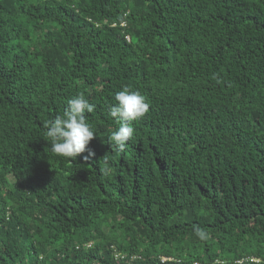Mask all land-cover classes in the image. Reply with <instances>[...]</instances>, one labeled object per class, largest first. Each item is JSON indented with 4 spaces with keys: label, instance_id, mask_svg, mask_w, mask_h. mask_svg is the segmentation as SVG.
<instances>
[{
    "label": "trees",
    "instance_id": "trees-1",
    "mask_svg": "<svg viewBox=\"0 0 264 264\" xmlns=\"http://www.w3.org/2000/svg\"><path fill=\"white\" fill-rule=\"evenodd\" d=\"M80 94L71 161L46 123ZM0 264H264V0H0Z\"/></svg>",
    "mask_w": 264,
    "mask_h": 264
},
{
    "label": "clouds",
    "instance_id": "clouds-1",
    "mask_svg": "<svg viewBox=\"0 0 264 264\" xmlns=\"http://www.w3.org/2000/svg\"><path fill=\"white\" fill-rule=\"evenodd\" d=\"M114 100L116 103L110 107L108 114L116 119L120 127L109 139L116 150L122 152L134 135L130 122L143 118L148 112L149 104L138 91L127 87L115 93ZM94 110L95 105L83 94L68 100L64 114L46 123V137L51 142V151L71 161L85 151L88 152L86 160L93 157L95 153L87 145L96 134L87 122L86 113ZM197 235L204 238V233L200 230H197Z\"/></svg>",
    "mask_w": 264,
    "mask_h": 264
}]
</instances>
